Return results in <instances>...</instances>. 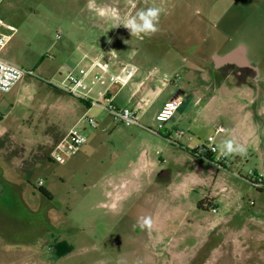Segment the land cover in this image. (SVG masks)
<instances>
[{"label":"rangeland","instance_id":"rangeland-1","mask_svg":"<svg viewBox=\"0 0 264 264\" xmlns=\"http://www.w3.org/2000/svg\"><path fill=\"white\" fill-rule=\"evenodd\" d=\"M150 6L163 9L156 34L117 26ZM0 19L13 28L0 56L29 73L0 92V241L15 246V264H264V187L247 178L252 162L240 171L208 165L217 179L207 170L192 186V166L165 160L160 169L161 154L131 139L134 128L150 145L157 135L115 124L102 105L120 87L118 61L135 68L133 80L151 79L159 104L186 82V68H202L209 83L215 57L240 45L264 90V0H0ZM96 59L102 66L86 74ZM67 75L80 82L77 96L59 89ZM129 88L111 102L123 107ZM151 99L137 116L145 127ZM183 100L192 102V92ZM72 128L85 143L48 160ZM147 158L150 177V166H139ZM208 195L215 213L196 206ZM141 216L153 218L150 233L133 228Z\"/></svg>","mask_w":264,"mask_h":264},{"label":"crops","instance_id":"crops-1","mask_svg":"<svg viewBox=\"0 0 264 264\" xmlns=\"http://www.w3.org/2000/svg\"><path fill=\"white\" fill-rule=\"evenodd\" d=\"M224 55L219 54L218 58ZM242 60L245 65H239L236 61L216 65L214 60V72L209 73L211 80L209 83L201 76L204 71L202 68L195 70L191 69V66L186 68L184 71L186 82L177 86L178 91L172 97L159 104H155L154 101L160 90L152 85L151 79L139 76L137 73L134 79L137 76L139 79L133 80V75L136 74L135 68L128 70L122 62L118 61L117 63L122 66L121 78L125 77L128 72L132 73V77L127 80L125 85L120 83L117 90H108L106 98L115 103L120 89L128 85L130 87L129 94L122 106L134 110L138 118H142L143 110L146 108L142 103L145 102V95H150L152 98L151 115L149 119L145 120L149 128L156 125L155 116L166 102L174 98L182 101L181 106L164 124L163 129L156 134L157 138L151 145L148 140L144 139L146 135L136 128L133 130L134 137L131 139H141V143H146L147 147H151L157 154H161L157 163L160 169L167 170L164 165L165 160H168L169 164L181 161L192 166V171L187 173V178L194 181L192 186H196L198 182L207 178V170L213 173L214 180L217 179L218 172L214 173L213 169L207 168L212 162L193 153L194 147L202 143L201 140H207L213 135V128L217 125L223 128L221 134L214 136L217 146L225 139L235 138L238 143L247 147L246 156H229V166H235L240 171L243 170L245 164L252 162L254 167L248 171L264 172V90L259 84L261 82L259 68L248 61L245 49ZM96 63L102 66L100 59H96L87 69L86 74ZM233 67L237 69V72L246 67L245 75L241 79L237 78L232 72ZM191 71L195 73L194 82L188 79L190 76L188 73ZM188 91L192 92L194 96V100L189 103L183 100L188 95ZM176 131L182 132V135L175 136ZM139 166H142V169H147L150 166L149 177L154 173L153 163L148 158L143 160ZM170 178V175L166 178L167 185ZM206 198L214 203L213 196L208 195ZM14 247L13 244H9L8 240L0 241V264H15ZM28 260L26 264H28ZM22 262L25 264L24 259Z\"/></svg>","mask_w":264,"mask_h":264},{"label":"built area","instance_id":"built-area-1","mask_svg":"<svg viewBox=\"0 0 264 264\" xmlns=\"http://www.w3.org/2000/svg\"><path fill=\"white\" fill-rule=\"evenodd\" d=\"M11 32L13 28L9 25H6L0 19V52L5 47L9 39L11 38V34H7L4 31ZM28 72H25L20 67L8 62L0 56V92H9L11 91L15 85L20 82L25 75H28ZM132 77V73L128 72L127 75L120 79V83L125 85L127 80ZM111 81H116V78L110 77ZM65 82L68 85H63L61 90L67 92L71 95L77 96L76 89L79 86V81L76 80L72 75H67L65 77ZM146 102L143 103L145 105ZM182 101L180 99L174 98L168 102H166L162 109L155 116L156 127L149 128L142 125L138 118L137 114L134 110L128 107H119L111 102V100L106 99L103 105V109L108 113L109 117L115 124H123L126 126L134 125L141 128L146 129L151 134H158L160 130L163 129L164 124L173 116L176 110L181 106ZM87 123L91 128L96 127V123L94 119L85 118ZM223 132V128L220 125L214 126L213 135L210 136L207 141L204 143H199L193 149V153L196 156L204 157L209 159L212 164H214L218 168H226L227 165L230 164V157L223 156L217 149L216 143L213 142L214 136L221 134ZM175 136L180 137L182 132L176 131L174 133ZM173 142L172 139H170ZM85 143V136L75 128L70 129L53 147L50 155V159L55 162H61L69 155L75 154L77 149ZM213 149H217L213 151ZM247 178L250 180V183L255 188H263L264 187V175L260 172L249 171L247 173ZM42 181H39L37 186L42 187ZM209 210L212 213H215L216 208L210 204Z\"/></svg>","mask_w":264,"mask_h":264},{"label":"clouds","instance_id":"clouds-1","mask_svg":"<svg viewBox=\"0 0 264 264\" xmlns=\"http://www.w3.org/2000/svg\"><path fill=\"white\" fill-rule=\"evenodd\" d=\"M163 9L156 6L140 8L134 15H130L127 19L117 24L123 25L131 33V36L143 38L144 36H151L160 31V17ZM116 26V27H117ZM126 43V42H125ZM217 149L223 156H246L247 147L244 144L238 143L235 138H228L223 140ZM217 149H213L216 151ZM139 227L141 230H147L149 233L154 228V221L151 216H141L138 218L133 228Z\"/></svg>","mask_w":264,"mask_h":264},{"label":"water","instance_id":"water-1","mask_svg":"<svg viewBox=\"0 0 264 264\" xmlns=\"http://www.w3.org/2000/svg\"><path fill=\"white\" fill-rule=\"evenodd\" d=\"M244 53V47L238 46L237 48L233 49L232 51L226 53L222 57H215L216 65H220L227 62L236 61L239 65H245V62L242 60V55Z\"/></svg>","mask_w":264,"mask_h":264},{"label":"trees","instance_id":"trees-1","mask_svg":"<svg viewBox=\"0 0 264 264\" xmlns=\"http://www.w3.org/2000/svg\"><path fill=\"white\" fill-rule=\"evenodd\" d=\"M49 159H50V158L48 157V160H49ZM38 190H39V192H40L41 194H43L44 196L50 198L49 193H47L42 187H38ZM210 202H211V200H210L209 198H206V197H205L204 199L198 201L196 206H197L198 209H205V208H204V205L207 206V205L210 204Z\"/></svg>","mask_w":264,"mask_h":264},{"label":"flooded vegetation","instance_id":"flooded-vegetation-1","mask_svg":"<svg viewBox=\"0 0 264 264\" xmlns=\"http://www.w3.org/2000/svg\"><path fill=\"white\" fill-rule=\"evenodd\" d=\"M246 70H247V68L244 67V68L238 70V72H237V69H235L234 67L232 68V72H233L234 75H235L237 78H239V79H241V78L245 75Z\"/></svg>","mask_w":264,"mask_h":264}]
</instances>
